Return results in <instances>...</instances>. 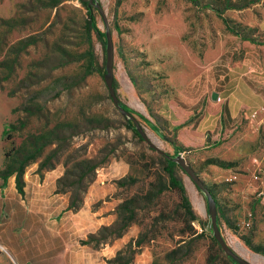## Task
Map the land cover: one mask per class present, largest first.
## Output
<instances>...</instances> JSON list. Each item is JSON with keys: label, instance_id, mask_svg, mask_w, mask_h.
<instances>
[{"label": "rangeland", "instance_id": "obj_1", "mask_svg": "<svg viewBox=\"0 0 264 264\" xmlns=\"http://www.w3.org/2000/svg\"><path fill=\"white\" fill-rule=\"evenodd\" d=\"M96 2L112 36L114 87L122 107L166 154L176 155L180 147L218 202L217 225L225 243L251 264H264V0ZM94 12L104 37L86 28L78 0H0V168L9 161L5 154L12 157L34 140L62 133L25 174L45 163L47 169L36 173L40 183L44 173L57 168L63 175L73 156L107 158L83 200L98 176L111 184L103 197L88 196L78 210L53 212L61 200L66 207L71 194L57 193L48 208V225L76 220L92 225L96 213L93 233L81 230L80 240L96 236L89 245L97 264H123L130 257L127 246L141 237L145 240L129 264H237L212 236L204 194L175 167L198 218L190 220L178 191L167 186L164 158L126 126L113 105L103 79L105 24ZM94 61L102 74L93 69ZM229 79L246 101L237 127L186 129L199 122L201 112H222ZM214 92L220 100H212ZM217 119L219 126L223 120ZM94 122L107 127L94 129ZM124 177L133 181L119 187L115 181ZM123 203L133 209L132 219L120 209ZM125 221L120 236L111 234L110 227Z\"/></svg>", "mask_w": 264, "mask_h": 264}, {"label": "crops", "instance_id": "obj_2", "mask_svg": "<svg viewBox=\"0 0 264 264\" xmlns=\"http://www.w3.org/2000/svg\"><path fill=\"white\" fill-rule=\"evenodd\" d=\"M225 86L231 88L220 103L219 110L222 112L211 114L200 111L199 122L196 124V119L189 122L185 125L186 129L199 132L205 128L214 132L216 128L221 130L233 124L237 127L243 114L241 107L246 101L238 96L235 81L229 79ZM217 102L214 101L212 105L216 106ZM176 112L189 118L186 112L178 109ZM220 116L223 123L220 119L218 126L217 118ZM61 175L62 170L57 168L44 173L43 180L38 183L36 173L25 174L23 195L15 188L14 176L8 178L7 185L0 179V264H97L96 250L89 244L80 243L81 230L84 235L93 233L96 213H92V225H79L77 220L72 225H48L49 198L57 200L58 195L52 189ZM105 180L104 176L97 177L87 192V199L85 196L83 200V206L88 196L91 200L105 195L111 185ZM64 204V200H61L53 212L63 210ZM76 216L78 218V214ZM99 264L105 263L102 261Z\"/></svg>", "mask_w": 264, "mask_h": 264}, {"label": "trees", "instance_id": "obj_3", "mask_svg": "<svg viewBox=\"0 0 264 264\" xmlns=\"http://www.w3.org/2000/svg\"><path fill=\"white\" fill-rule=\"evenodd\" d=\"M82 6L84 7V23L88 30L94 31V33L98 37H104L103 33H101L97 27H96V14L94 12L98 11L94 6H89L87 0H78ZM193 4H197L198 0H191ZM219 17H221V12L219 10H216ZM226 28L228 30H231L228 25L225 18L221 17ZM93 69L97 71L99 74H102L103 71L99 65H97L96 61L93 62ZM114 85V81H113ZM126 109V108H124ZM129 111L128 109H126ZM130 112V111H129ZM132 114V112H130ZM92 123V122H91ZM126 126L134 132V134L140 139L143 140L142 137L137 133L133 123L130 120H126ZM94 129L96 128H106L107 124L103 125L100 122H94L91 125ZM225 127V126H224ZM226 128V127H225ZM75 134V133H74ZM64 135L62 133H51L49 139L41 141V140H34L31 143V148L24 149L17 151L15 155H12L10 157L9 155L5 154V158L7 159V164L5 168H0V179L2 180L3 184H6V181L9 177L14 176L15 179V188L20 193H24V174L26 172V168L28 167L30 162H33L39 154L42 152L43 148L51 143H54V141H59ZM177 150V154H180L182 150L180 147H175ZM175 155H172L171 157H174ZM10 157V159H9ZM160 158H164L163 161V171L167 176V186L169 189L177 190L180 199H181V207L184 209V213L190 217V220H198V218L195 216L193 209L191 207V204L189 202L188 197L185 193L184 185L182 184L181 180L176 176L175 174V167L178 166L172 159L166 158L164 155H160ZM71 164L69 165L70 158L65 161V171L64 174L56 180L55 190L54 193H68L71 192L69 202L67 206L63 209L65 212L69 210H78L83 202V195L86 192L89 184L92 182L93 177L95 175L96 170L101 166V164L105 163L107 158L103 157L101 159H98L96 157L89 158V157H80L79 159H76V157H71ZM179 167V166H178ZM47 169V166L45 163L40 162L39 167L36 171L39 175L43 172V170ZM133 179L131 177H124L116 180V184L119 187H123L127 182H132ZM162 190H158L157 193H161ZM211 192V191H210ZM212 194V193H211ZM213 195V194H212ZM214 197V195H213ZM215 198V197H214ZM216 200V198H215ZM131 206L128 205V203H123L120 205V209L125 210L128 212V218L132 219V213L133 209H130ZM216 208L217 211L219 210V205L216 200ZM131 214V216H130ZM130 216V217H129ZM201 222V221H199ZM127 222L125 221L121 225H115L113 227H110V232L113 235L120 236L122 232L127 227ZM202 226L204 229H207V225ZM104 231L108 230V227L102 228ZM96 240L95 235H90L87 240H80L81 244H89L90 242ZM145 240L144 237L141 238H135L129 245L127 246V249L130 253L123 264H129L131 255L136 252ZM215 240V239H214ZM231 260V259H230Z\"/></svg>", "mask_w": 264, "mask_h": 264}, {"label": "water", "instance_id": "obj_4", "mask_svg": "<svg viewBox=\"0 0 264 264\" xmlns=\"http://www.w3.org/2000/svg\"><path fill=\"white\" fill-rule=\"evenodd\" d=\"M89 6H94L98 12L100 13L104 24H105V74L103 76L105 85L108 90V95L113 103V105L117 108L119 113L125 118V120H130L137 133L142 137V139L147 143V145L154 149L158 154L164 155L168 159H172L181 169L182 171L190 178L193 184L204 194L207 204V212L209 217V225L208 227L212 231V236L215 241L218 243L219 247L223 251V253L231 259L233 262L237 264H251L241 256L237 255L228 244L223 240L218 225H217V208H216V200L211 194L210 190L204 184V182L200 179L196 171L190 165V163L180 154L171 157L166 154L163 150L156 147L147 137L144 129L139 124L137 119L126 109H124L121 105V100L119 99L115 87L113 85L114 77H113V63H114V49L111 32L108 28L104 12L102 7L96 2V0H87ZM212 100L217 99V93H212Z\"/></svg>", "mask_w": 264, "mask_h": 264}, {"label": "built area", "instance_id": "obj_5", "mask_svg": "<svg viewBox=\"0 0 264 264\" xmlns=\"http://www.w3.org/2000/svg\"><path fill=\"white\" fill-rule=\"evenodd\" d=\"M220 98H217V100H219ZM254 116V115H253ZM223 128H225V127H223ZM223 128H221V130H223L224 131V129Z\"/></svg>", "mask_w": 264, "mask_h": 264}, {"label": "bare ground", "instance_id": "obj_6", "mask_svg": "<svg viewBox=\"0 0 264 264\" xmlns=\"http://www.w3.org/2000/svg\"><path fill=\"white\" fill-rule=\"evenodd\" d=\"M246 257V256H245Z\"/></svg>", "mask_w": 264, "mask_h": 264}]
</instances>
